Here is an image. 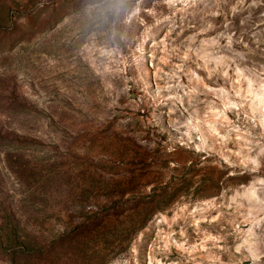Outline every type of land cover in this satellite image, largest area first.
Segmentation results:
<instances>
[{"label":"rangeland","instance_id":"1","mask_svg":"<svg viewBox=\"0 0 264 264\" xmlns=\"http://www.w3.org/2000/svg\"><path fill=\"white\" fill-rule=\"evenodd\" d=\"M0 264H264V0H0Z\"/></svg>","mask_w":264,"mask_h":264}]
</instances>
